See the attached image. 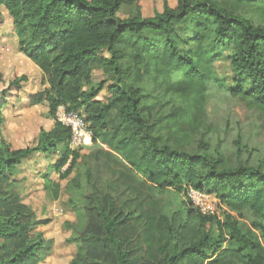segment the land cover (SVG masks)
I'll return each instance as SVG.
<instances>
[{
  "label": "trees",
  "instance_id": "1",
  "mask_svg": "<svg viewBox=\"0 0 264 264\" xmlns=\"http://www.w3.org/2000/svg\"><path fill=\"white\" fill-rule=\"evenodd\" d=\"M138 1L0 0L20 51L42 72L45 88L32 103L47 102L55 119L35 146H0V264L43 260L46 242L34 228L45 221L14 179L36 153L58 155L62 166L72 156L64 171L50 166L61 179L77 170L69 192L89 187L85 198L69 199L80 242L72 264H264L263 166L235 164L197 135L207 90L218 81L214 63L226 53L234 74L228 92L259 111L264 126V0H178L174 7L165 0L148 18ZM124 5L134 12L122 19ZM96 70L106 77L94 85ZM102 90L110 96L99 99ZM60 107L79 113L93 132L82 165ZM3 118L0 109V127ZM44 188L59 199V180L45 177ZM190 189L216 198L221 213L196 207ZM176 190L184 199L174 201Z\"/></svg>",
  "mask_w": 264,
  "mask_h": 264
},
{
  "label": "rangeland",
  "instance_id": "2",
  "mask_svg": "<svg viewBox=\"0 0 264 264\" xmlns=\"http://www.w3.org/2000/svg\"><path fill=\"white\" fill-rule=\"evenodd\" d=\"M164 1L139 0L138 3L143 16L148 18L163 11ZM167 1L173 7L178 2V0ZM133 12V5H124L119 11V17L127 18ZM0 13V109L4 115L0 127V146L4 142L10 144L13 149L32 147L37 144L40 130H51L55 119L50 116L47 102L32 103L33 97L45 88L42 84V72L20 51L13 21L4 6L0 7ZM226 57L227 53L214 63L213 68L218 81L212 83L207 90L205 112L197 135H204V139L209 142L213 150L220 149L235 164L242 160L252 165L261 164L264 168L262 116L246 101L234 98L228 92L234 74ZM20 76H26L28 80L22 83L21 88H10V81ZM105 77L101 70H96L93 76L94 85ZM90 87H85V90ZM3 95L6 96V102ZM109 96L107 90H102L98 98L106 99ZM238 142L242 146L241 151H238ZM93 148L94 145L84 147L71 145V151L80 155L78 165L86 161ZM57 157L58 155H54L53 160ZM48 158L49 154L36 153L31 158L24 159L14 179L19 183L18 192L23 202L35 211L40 221H45L44 224L36 225L34 228L35 233L43 234L46 242L43 260L39 264H72V260L78 254L80 242L74 239L76 233L72 226L78 224V218L69 199L73 196L79 200L85 198L89 193V187L84 182L80 190L69 192L67 185L76 175L77 170H74L68 178L61 179L59 173L48 164ZM61 159L55 162L58 164V169L62 166ZM71 160L72 156L68 163L62 166V171L67 169ZM49 176L61 183L58 200L52 199L44 188V178ZM104 177H107V172ZM177 193V190L174 191L175 202L176 199H184L182 193L181 198ZM209 197L208 199L196 196V199L208 204L218 201L213 196ZM221 211L218 204L216 212L221 213Z\"/></svg>",
  "mask_w": 264,
  "mask_h": 264
},
{
  "label": "built area",
  "instance_id": "3",
  "mask_svg": "<svg viewBox=\"0 0 264 264\" xmlns=\"http://www.w3.org/2000/svg\"><path fill=\"white\" fill-rule=\"evenodd\" d=\"M58 120L61 121L65 126L71 127L74 130L71 145L73 147H83L85 145L92 144L94 140V135L92 130H90L85 124L84 119L79 113L67 112L64 107H60L58 114ZM193 204L200 208L204 213L213 214L216 213V207L219 202L215 201L213 203H203L196 199V196L203 198H210L209 194L201 193L197 190L190 189L188 192Z\"/></svg>",
  "mask_w": 264,
  "mask_h": 264
},
{
  "label": "crops",
  "instance_id": "4",
  "mask_svg": "<svg viewBox=\"0 0 264 264\" xmlns=\"http://www.w3.org/2000/svg\"><path fill=\"white\" fill-rule=\"evenodd\" d=\"M53 157H54V156H52V157H50V158L47 159L48 164H55V162H56L57 159H54V160H53ZM49 178L52 179L50 176H49ZM52 180H53V179H52Z\"/></svg>",
  "mask_w": 264,
  "mask_h": 264
}]
</instances>
